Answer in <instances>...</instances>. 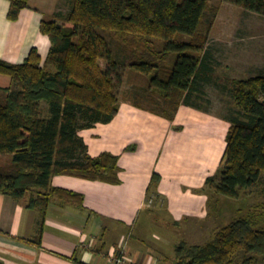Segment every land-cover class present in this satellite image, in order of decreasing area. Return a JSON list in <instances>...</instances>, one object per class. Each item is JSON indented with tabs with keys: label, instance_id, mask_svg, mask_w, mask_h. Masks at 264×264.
<instances>
[{
	"label": "trees",
	"instance_id": "obj_1",
	"mask_svg": "<svg viewBox=\"0 0 264 264\" xmlns=\"http://www.w3.org/2000/svg\"><path fill=\"white\" fill-rule=\"evenodd\" d=\"M8 1L7 18L15 21L28 2ZM221 1L264 17V0ZM68 2L65 16L40 23L50 41L44 62L36 48L19 64L0 59V74L12 82L0 87V155L11 157L0 166V194L26 198V207L42 217L52 197L83 204L82 195L53 187L54 176L120 183L118 157H91L79 132L113 120L125 70L143 77L145 85L135 86L123 101L169 121L180 105L203 109L195 100L203 98L212 73L204 47L217 9L208 0ZM208 11L212 17L202 33ZM224 87L233 106L224 117L230 126L219 167L201 190L209 207L213 199H240L264 173V69ZM144 99L161 110L145 106ZM159 182L154 173L147 203ZM31 243L40 247L41 238ZM174 254V264H234L240 254L242 264L264 259V202L233 217L203 244L179 242Z\"/></svg>",
	"mask_w": 264,
	"mask_h": 264
},
{
	"label": "crops",
	"instance_id": "obj_2",
	"mask_svg": "<svg viewBox=\"0 0 264 264\" xmlns=\"http://www.w3.org/2000/svg\"><path fill=\"white\" fill-rule=\"evenodd\" d=\"M27 2L28 7L10 21V2L0 0V59L8 63H22L32 48L44 62L50 41L41 33L40 23L55 15L63 17L69 9L68 0ZM245 15L259 16L246 11ZM263 69L264 64L258 73ZM11 83L0 74L1 88ZM225 116L180 105L169 121L122 101L111 122L79 132L91 157L104 152L118 157L120 183L54 176L53 187L82 195L83 204L52 197L44 217L26 207V198L16 201L0 194V264H117L123 256L124 264H174L175 254L165 253L176 244L155 235L151 226L161 211L164 230L171 226L193 236L195 231L202 233V226L208 227L211 217L220 215L209 210L201 190L216 173L225 150L230 126ZM10 159L0 155V166ZM154 173L160 182L148 205L146 190ZM150 236H156L159 244ZM38 237L40 247L31 243Z\"/></svg>",
	"mask_w": 264,
	"mask_h": 264
},
{
	"label": "rangeland",
	"instance_id": "obj_3",
	"mask_svg": "<svg viewBox=\"0 0 264 264\" xmlns=\"http://www.w3.org/2000/svg\"><path fill=\"white\" fill-rule=\"evenodd\" d=\"M208 5L211 8L217 9V15L214 22L210 26L207 34V41L204 47V53L211 55L210 82L204 84L205 93L201 100H195L200 106L209 109L217 115H226L227 110L233 106L231 99L224 91V86L230 88L232 80L243 79L253 75H257L258 69L264 64V18L256 15H245L239 7H234L230 3L222 2L221 0H208ZM252 16H254L252 18ZM212 17V12H206V20L201 28L204 33ZM248 18L253 22H246ZM241 21V22H240ZM185 40L189 38L185 37ZM203 53V52H202ZM203 53V54H204ZM260 66V67H259ZM145 81L143 77H135L134 74L124 71L123 82L117 88L119 100L127 98V95L134 90V87H143ZM124 102V101H123ZM157 103L163 104L161 100ZM143 104L149 107H155L156 110H161L159 106H155L151 102L143 100ZM179 129V127H175ZM264 202V173L261 175L259 183L255 189L248 194H243L238 200L219 199L212 200L209 210L216 208L220 215L213 216L207 222L206 229L202 226V235L195 231L193 236L184 235L180 230L168 226L167 230L162 222L165 221L164 214L157 211L155 215L156 224L151 226V231L160 237H166L173 243L178 244L181 240L191 245H200L211 239L215 230L227 224L233 217L237 216L244 210H250L253 206ZM214 206V207H213ZM215 211V210H214ZM216 212V211H215ZM214 214V213H210ZM145 223V219L141 220V224ZM160 224V225H159ZM150 222L147 221V227ZM150 229V227H149ZM177 232V233H176ZM191 237V238H190ZM150 240L153 243L159 244L156 236ZM175 241V242H174ZM168 248V247H167ZM170 248V247H169ZM174 246L168 250L165 255L174 256ZM243 256L240 254L234 264H242ZM254 264H264V259L258 256Z\"/></svg>",
	"mask_w": 264,
	"mask_h": 264
},
{
	"label": "built area",
	"instance_id": "obj_4",
	"mask_svg": "<svg viewBox=\"0 0 264 264\" xmlns=\"http://www.w3.org/2000/svg\"><path fill=\"white\" fill-rule=\"evenodd\" d=\"M152 204V199L148 201V205ZM126 258L123 256L119 259H117V264H124L125 263Z\"/></svg>",
	"mask_w": 264,
	"mask_h": 264
}]
</instances>
